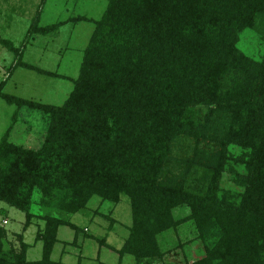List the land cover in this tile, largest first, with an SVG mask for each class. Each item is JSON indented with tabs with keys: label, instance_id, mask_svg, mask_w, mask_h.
<instances>
[{
	"label": "trees",
	"instance_id": "obj_1",
	"mask_svg": "<svg viewBox=\"0 0 264 264\" xmlns=\"http://www.w3.org/2000/svg\"><path fill=\"white\" fill-rule=\"evenodd\" d=\"M39 14L23 44L0 37L17 61L8 78L18 68L61 78L25 61L27 43L68 22L94 28L62 105L5 93L0 80V98L16 106L0 141V201L25 215L13 237L0 208V264H66L52 258L59 229L74 231L71 244L82 231L95 239L71 219L95 197L130 201L119 264H166L175 249L159 236L175 231L181 250L187 223L204 253L181 264H264V0H108L97 20L47 25ZM246 33L256 46H241ZM22 108L47 118L37 148L11 141ZM34 224L42 252L32 261L25 234Z\"/></svg>",
	"mask_w": 264,
	"mask_h": 264
},
{
	"label": "rangeland",
	"instance_id": "obj_2",
	"mask_svg": "<svg viewBox=\"0 0 264 264\" xmlns=\"http://www.w3.org/2000/svg\"><path fill=\"white\" fill-rule=\"evenodd\" d=\"M108 0H0V37L10 38L16 46L23 44L28 34V28L34 18L40 13L41 25L67 21L78 16L88 19H99L107 6ZM94 24L87 21L68 22L60 27L57 35L39 36L27 43L25 61L34 63L42 69L55 72L61 78H47L23 68H18L13 76L8 78V68L17 63L6 48L0 46V80L7 79L4 92L44 103L62 105L73 89V82L69 78H77L82 63L84 49L93 31ZM258 37L254 33H246L242 37L243 47L256 46ZM16 106L8 105L0 98V141L2 136L12 125ZM18 119L11 132V141L25 147L37 148L43 141L47 118L38 112L22 108L18 111ZM46 120H45V119ZM46 121V122H45ZM0 208L7 210L9 224L5 225L10 235L22 233L25 222L23 212L11 208L0 201ZM187 210L183 207L174 211L176 218H184ZM95 212L110 214L116 220L113 228L109 229L110 221ZM4 212L0 213L2 221ZM95 216V217H94ZM72 222L81 229L87 228V237L80 232L75 244L74 231L63 227L61 240L69 241L67 251L68 264H119L116 250L121 249L129 235L132 224L131 206L128 198L124 197L119 205L111 203L101 204L99 198H93L88 207L81 213L72 216ZM37 232L36 224L32 225L25 234L28 243H34ZM165 236V240L163 239ZM180 239L188 242L183 249L175 248L179 244L175 231H169L159 236L163 249L174 248L166 258V264H181L185 260L193 262L203 256L202 243L195 241L196 232L191 223L180 229ZM98 238V240L96 239ZM106 239L107 245H101L100 239ZM10 242L18 246L17 240L10 238ZM8 241V243L10 244ZM16 242V243H15ZM61 245L59 246V248ZM111 247V248H110ZM42 243L37 244L28 253V259H41ZM65 261V260H64ZM122 264H136L134 257L125 256Z\"/></svg>",
	"mask_w": 264,
	"mask_h": 264
},
{
	"label": "crops",
	"instance_id": "obj_3",
	"mask_svg": "<svg viewBox=\"0 0 264 264\" xmlns=\"http://www.w3.org/2000/svg\"><path fill=\"white\" fill-rule=\"evenodd\" d=\"M101 203V202H100ZM1 222V221H0ZM3 222V221H2ZM38 224H40V228H42L43 227V223L41 222H39ZM8 225V224H7ZM65 227V226H64ZM62 228L63 227H61L60 229H59V233H58V238H59V242L56 244V246H55V249H54V252H53V255H52V258H53V260H55V261H62V262H64V263H66V264H68V262H67V257L69 256V255H71L66 249H67V246L70 244V242L69 241H66V240H61L60 239V234H61V230H62ZM37 229H39V228H37ZM36 236V235H35ZM14 237V236H13ZM73 241H74V239H73ZM40 242H38V243H36L35 241H34V243H32V245H37V244H39ZM31 244V243H30ZM61 245V247L59 248V246ZM33 249V247L31 248V249H29V251L30 250H32ZM42 250V249H41ZM28 251V252H29ZM38 260V259H37ZM65 260V261H64ZM79 263H81V260L79 259L78 261H77V263L76 264H79ZM120 264H122V262L120 263Z\"/></svg>",
	"mask_w": 264,
	"mask_h": 264
},
{
	"label": "built area",
	"instance_id": "obj_4",
	"mask_svg": "<svg viewBox=\"0 0 264 264\" xmlns=\"http://www.w3.org/2000/svg\"><path fill=\"white\" fill-rule=\"evenodd\" d=\"M5 224H7L8 222L7 221H4Z\"/></svg>",
	"mask_w": 264,
	"mask_h": 264
}]
</instances>
